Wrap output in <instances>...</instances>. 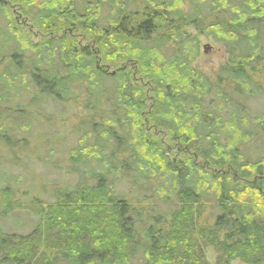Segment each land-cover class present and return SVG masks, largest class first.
I'll return each instance as SVG.
<instances>
[{"label":"trees","instance_id":"obj_1","mask_svg":"<svg viewBox=\"0 0 264 264\" xmlns=\"http://www.w3.org/2000/svg\"><path fill=\"white\" fill-rule=\"evenodd\" d=\"M10 1L47 37L24 39ZM200 36L229 54L214 76L193 66ZM260 73L264 0H0V147L17 156L33 119L60 120L43 98L82 111L51 165L74 184L22 206L0 188V218L35 217L27 233L0 226V264H209V248L218 264H264V110L248 106Z\"/></svg>","mask_w":264,"mask_h":264},{"label":"rangeland","instance_id":"obj_2","mask_svg":"<svg viewBox=\"0 0 264 264\" xmlns=\"http://www.w3.org/2000/svg\"><path fill=\"white\" fill-rule=\"evenodd\" d=\"M12 2L13 1H10L9 5H12L13 15L17 18L19 24L18 28L23 38L32 42L46 38L48 34L42 32L37 25L31 22L29 18H26L22 14L19 6ZM185 10L190 11V6L188 4L185 6ZM77 38L81 43L85 42L81 36H77ZM228 56L229 54L224 44L214 41L211 37L200 36V54L193 62V66L207 75L214 76V73L220 66L228 61ZM133 76L137 78L140 84L143 83L139 80L140 76L137 75L136 72ZM256 79L259 80L264 87V73L257 75ZM145 85L147 84L145 83L144 86ZM145 87L146 89L148 88L147 95L150 97V88L148 86ZM34 89L33 87L31 89L23 88L19 91L20 96H23V98L21 97L22 101H20L23 106L27 105ZM16 101L19 100L16 99L15 102ZM41 103H43V105L39 106L38 109H40L42 113H45L46 117L51 118L57 116L60 120L57 121V118L53 120L50 119L51 121L49 120V123L42 115H38L36 119L31 121L29 134L25 135L18 131V135L29 136L31 141L26 144V151L20 152L17 156L13 155L12 152L10 153V151L8 152L5 148L0 147V188L4 187L7 183V185L16 188L18 191L15 198L21 206L35 197V194L38 193L39 190L44 191V194H40V196H42L41 199L53 202L55 199L53 194H55L59 187H64L63 185L67 183L72 185L75 182V177L67 176L65 174V169L58 170L55 168L56 166L52 167L51 165H58L60 161L63 164L66 163L65 160L69 156V150L76 145V137L75 135L69 134V130L78 123L82 115L81 107L77 105L73 109L67 108L63 110V113L59 104L57 105L44 98ZM248 106L251 112H262L264 110V94L262 96L259 94V97L257 99L255 98V100H251ZM66 118L69 119L66 120ZM61 119L63 120L61 121ZM23 124L26 125V123ZM157 136L156 138L164 142L170 154L177 155L179 153L178 147L168 140L166 134L157 132ZM32 149L42 158H24L26 152L35 154ZM30 160L32 161L29 162ZM3 173L5 177H1ZM118 189L121 190L120 188ZM122 189L124 190L125 188L123 187ZM135 191L140 192L139 190ZM128 198L134 201L137 200L135 196L133 198L129 196ZM34 220L35 217H33L30 212L23 208H17L15 212L9 215L7 214L5 218H0V226L8 232L27 233L31 227H33ZM18 223L19 226L13 225ZM217 257L218 254L214 248H209L207 250V261L209 264H218ZM219 264L253 263L236 259L229 262L221 261Z\"/></svg>","mask_w":264,"mask_h":264}]
</instances>
